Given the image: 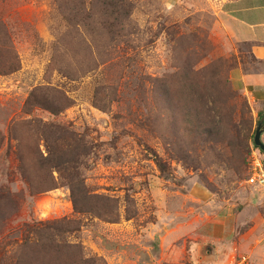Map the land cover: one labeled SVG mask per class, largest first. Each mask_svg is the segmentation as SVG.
Masks as SVG:
<instances>
[{"label": "rangeland", "instance_id": "rangeland-1", "mask_svg": "<svg viewBox=\"0 0 264 264\" xmlns=\"http://www.w3.org/2000/svg\"><path fill=\"white\" fill-rule=\"evenodd\" d=\"M226 1L0 0V264H69L23 246L60 228L97 264H264V100L232 79L264 60Z\"/></svg>", "mask_w": 264, "mask_h": 264}, {"label": "crops", "instance_id": "crops-1", "mask_svg": "<svg viewBox=\"0 0 264 264\" xmlns=\"http://www.w3.org/2000/svg\"><path fill=\"white\" fill-rule=\"evenodd\" d=\"M264 0H231L223 4L225 14H229L233 19L234 29L230 32L232 37L240 42L252 44V52L256 57L264 60V19H260V11L264 10V4L257 3ZM233 83L237 90L254 91V100H264V77L259 81H255L252 77L246 76L242 70L236 69L232 74ZM262 88V89H261ZM261 89V90H257Z\"/></svg>", "mask_w": 264, "mask_h": 264}, {"label": "trees", "instance_id": "trees-1", "mask_svg": "<svg viewBox=\"0 0 264 264\" xmlns=\"http://www.w3.org/2000/svg\"><path fill=\"white\" fill-rule=\"evenodd\" d=\"M4 46L8 50L9 55L14 60L17 61L18 57L16 56L14 49L13 48L10 49L8 47V46H10V43H5V41H4ZM17 69L18 68H16V66H15L14 70L16 71ZM7 73H8L7 71H4L3 73H0V74H7ZM47 110L52 111L54 114L59 113L57 110H54L53 108H51L49 106H48ZM263 116H264V112L261 114L260 120ZM260 120H259V122H260ZM259 122H258V124H259ZM261 153L264 155V153L262 151H261ZM77 195H78V197H77ZM72 198H73L74 207L76 209V212H78V214H87L88 213V214H93L96 216L102 215L101 212H97V210H95L96 208L92 206L91 201L92 200H104L103 198H99L96 195H91L88 192H84L83 190H80V194H77L76 192H74V190H72ZM71 225L73 226L74 222L69 221L67 223V226H71ZM67 231L68 230H66V228L65 229L60 228L56 231L55 234H48L47 232H45L42 229H37L34 232V234L36 236V239L39 242L37 243L35 241L34 243L30 244L29 240H28V241H26V243L23 246H25L24 248H28V247L31 248V246L33 244H37L39 246H42L43 248L48 249L51 252H54L57 250V253L60 252V249H61L62 255L67 256L69 258V260H70L69 264H97L94 259L86 258V255L84 254L83 249L80 246L72 245L64 239L63 236ZM73 231H76V229H73ZM56 237L60 238V240H59L60 244L58 246H57L58 242H57ZM40 241H42L44 243V245L42 243H40ZM68 250H69L68 254L71 253L72 254L71 256L67 254Z\"/></svg>", "mask_w": 264, "mask_h": 264}, {"label": "built area", "instance_id": "built-area-1", "mask_svg": "<svg viewBox=\"0 0 264 264\" xmlns=\"http://www.w3.org/2000/svg\"><path fill=\"white\" fill-rule=\"evenodd\" d=\"M261 157L257 154H252V171L248 182L250 185L264 188V162ZM246 261V259H243L242 263Z\"/></svg>", "mask_w": 264, "mask_h": 264}, {"label": "water", "instance_id": "water-1", "mask_svg": "<svg viewBox=\"0 0 264 264\" xmlns=\"http://www.w3.org/2000/svg\"><path fill=\"white\" fill-rule=\"evenodd\" d=\"M263 134H264V116L261 118L253 138L254 146L260 149L264 153V142L262 141ZM205 250L209 251L208 253L210 254V246H205Z\"/></svg>", "mask_w": 264, "mask_h": 264}]
</instances>
